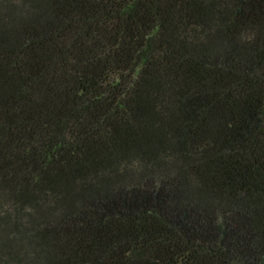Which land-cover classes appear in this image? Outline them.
I'll use <instances>...</instances> for the list:
<instances>
[{"label": "trees", "instance_id": "16d2710c", "mask_svg": "<svg viewBox=\"0 0 264 264\" xmlns=\"http://www.w3.org/2000/svg\"><path fill=\"white\" fill-rule=\"evenodd\" d=\"M0 264H264V0H0Z\"/></svg>", "mask_w": 264, "mask_h": 264}]
</instances>
